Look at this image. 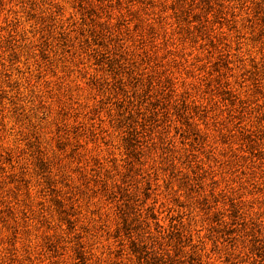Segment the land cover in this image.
I'll return each instance as SVG.
<instances>
[{
	"label": "rangeland",
	"instance_id": "374dc122",
	"mask_svg": "<svg viewBox=\"0 0 264 264\" xmlns=\"http://www.w3.org/2000/svg\"><path fill=\"white\" fill-rule=\"evenodd\" d=\"M0 264H264V0H0Z\"/></svg>",
	"mask_w": 264,
	"mask_h": 264
}]
</instances>
